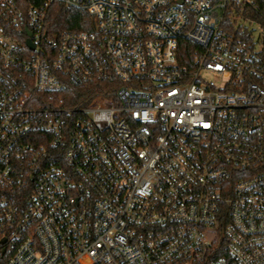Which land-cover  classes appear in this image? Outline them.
Returning a JSON list of instances; mask_svg holds the SVG:
<instances>
[{
	"label": "built area",
	"instance_id": "1",
	"mask_svg": "<svg viewBox=\"0 0 264 264\" xmlns=\"http://www.w3.org/2000/svg\"><path fill=\"white\" fill-rule=\"evenodd\" d=\"M0 264H264V0H0Z\"/></svg>",
	"mask_w": 264,
	"mask_h": 264
},
{
	"label": "trees",
	"instance_id": "2",
	"mask_svg": "<svg viewBox=\"0 0 264 264\" xmlns=\"http://www.w3.org/2000/svg\"><path fill=\"white\" fill-rule=\"evenodd\" d=\"M19 5L23 8L30 5L39 6L44 0H17ZM47 32L49 36H57L64 31H85L92 30L94 27L91 16L84 10L67 7L61 3H53L47 15ZM96 87L87 86L75 88L74 94L76 96V104L83 102L85 99L94 96L99 91H89V89Z\"/></svg>",
	"mask_w": 264,
	"mask_h": 264
}]
</instances>
